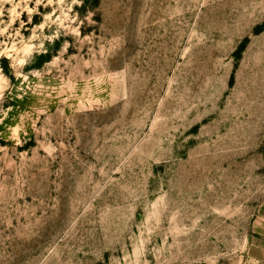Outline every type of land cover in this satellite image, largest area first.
Instances as JSON below:
<instances>
[{
	"label": "rangeland",
	"instance_id": "obj_1",
	"mask_svg": "<svg viewBox=\"0 0 264 264\" xmlns=\"http://www.w3.org/2000/svg\"><path fill=\"white\" fill-rule=\"evenodd\" d=\"M0 264H264V0H0Z\"/></svg>",
	"mask_w": 264,
	"mask_h": 264
}]
</instances>
